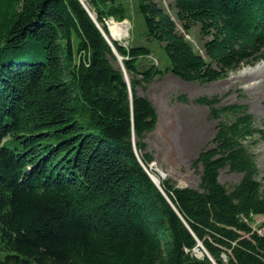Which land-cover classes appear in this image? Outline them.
Returning <instances> with one entry per match:
<instances>
[{"label": "trees", "instance_id": "16d2710c", "mask_svg": "<svg viewBox=\"0 0 264 264\" xmlns=\"http://www.w3.org/2000/svg\"><path fill=\"white\" fill-rule=\"evenodd\" d=\"M85 1L106 34V20L127 18L121 2ZM168 1L184 33L199 25L209 38L208 60L159 3L138 0L146 39L162 47L168 66L139 70L151 50L113 41L130 99L79 0H0V264H213L193 256L198 241L215 264H264V231L251 225L264 216V178L249 154L243 162L242 150L209 149L197 161L200 191L166 180L162 193L132 143L134 132L141 152L156 122L138 87L165 73L206 84L264 60V0ZM217 112L232 118L230 139L264 138L245 107ZM226 165L248 169L231 190L219 182Z\"/></svg>", "mask_w": 264, "mask_h": 264}, {"label": "rangeland", "instance_id": "374dc122", "mask_svg": "<svg viewBox=\"0 0 264 264\" xmlns=\"http://www.w3.org/2000/svg\"><path fill=\"white\" fill-rule=\"evenodd\" d=\"M79 1H82L81 4L85 9L87 8L86 11L95 19L93 21L96 23L95 14L89 10L86 1ZM116 1L121 2L126 8L127 18L116 22H128V37L116 41L109 40V34L111 35L109 25L111 21L115 22L110 18L105 21L107 34L97 23L101 31L104 32L105 35H102L107 43L113 44L114 41L126 48L130 45L146 46L151 50V54L140 59L139 70L148 69L150 66L165 70L168 61L162 47L156 41L146 39V28L138 11V0ZM155 1L175 21L178 31L184 35L192 48L205 60H208L204 52V43L209 38L201 35L199 25L193 27L188 34L184 33L171 3L168 0ZM112 51L114 53L113 49ZM120 57L117 53L115 61L111 59L110 61L121 69L125 82H129L130 85V76L124 68L123 58ZM263 61L254 65H241L225 77L206 84L181 81L171 73H165L136 89L138 95L144 96L149 101L156 118L152 129L150 128L142 139L145 148L141 152L136 150L135 141L137 139L132 132L134 152L136 156L138 155L139 162L144 170H147L145 171L150 178L155 176L159 182L170 180L176 187H187L200 191L202 170L197 161L203 152L214 149L217 153L222 154L242 150L243 162L249 154L251 165L256 168L257 180H263L264 138L256 131L240 142L230 139L226 132L232 118L220 112L215 114L216 111L224 107L243 106L253 118V127L264 131V66L259 67ZM180 96H185L186 102L177 100ZM129 97L132 99L130 91ZM143 153L152 157L148 166H144L140 160L139 155ZM156 169H159L162 175ZM247 174L248 169L246 168L226 165L219 171V182L231 190L241 184ZM251 225L258 233H262L264 231V216L252 217ZM199 249L196 247L193 250V256L199 259L207 257L204 251ZM223 259L227 262L225 255H223Z\"/></svg>", "mask_w": 264, "mask_h": 264}, {"label": "bare ground", "instance_id": "6f19581e", "mask_svg": "<svg viewBox=\"0 0 264 264\" xmlns=\"http://www.w3.org/2000/svg\"><path fill=\"white\" fill-rule=\"evenodd\" d=\"M109 27H110V33H111L110 36L113 40H115V41L116 40H122V39H126L128 37V29H129L128 22L125 21L122 23H115V22L111 21ZM262 66H264V61H263V63H261L259 65V67H262ZM156 171L160 175H162V173L160 172L159 169L158 170L156 169ZM153 179L156 183L160 184L159 179L157 177L153 176Z\"/></svg>", "mask_w": 264, "mask_h": 264}, {"label": "water", "instance_id": "95a60500", "mask_svg": "<svg viewBox=\"0 0 264 264\" xmlns=\"http://www.w3.org/2000/svg\"><path fill=\"white\" fill-rule=\"evenodd\" d=\"M81 2H82V1H81ZM84 6H85V5H84ZM85 7H86V6H85ZM86 9H87V8H86ZM91 17H92V16H91ZM92 19H93V17H92ZM93 20H95V19H93ZM96 25H97V27L99 28V25L97 24V22H96ZM99 30L101 31L100 28H99ZM101 33L104 34L103 31H101ZM104 35H105V34H104ZM108 42H109V41H108ZM109 45H110V47L114 50V53H115V55H116V54H117V51L115 50L113 44H111V42H109ZM120 58H121V57H120ZM119 60H120V59H119ZM126 83H127V85H128L129 91H130V85H129V82L126 81ZM134 149H135V148H134ZM135 151H136V150H135ZM137 156H138V155H137ZM145 170H146V169H145ZM146 171H147V170H146ZM151 179H152V181L154 182V184L158 187V189L163 193L160 184L156 183L152 177H151ZM197 248H198V249L201 248V250L204 251V253L207 255V257H208V258H209V259L215 264V262L213 261V259H212L211 256L209 255V253L206 252V250L204 249L202 243L199 242V241H198V247H197ZM199 250H200V249H199Z\"/></svg>", "mask_w": 264, "mask_h": 264}]
</instances>
